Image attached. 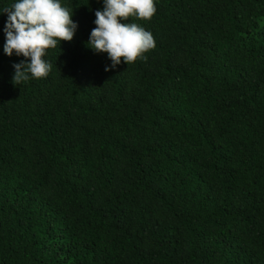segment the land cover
I'll return each mask as SVG.
<instances>
[{"label":"trees","instance_id":"trees-1","mask_svg":"<svg viewBox=\"0 0 264 264\" xmlns=\"http://www.w3.org/2000/svg\"><path fill=\"white\" fill-rule=\"evenodd\" d=\"M59 2L74 38L19 85L0 13V264H264V0H154L110 71L103 0Z\"/></svg>","mask_w":264,"mask_h":264},{"label":"clouds","instance_id":"clouds-1","mask_svg":"<svg viewBox=\"0 0 264 264\" xmlns=\"http://www.w3.org/2000/svg\"><path fill=\"white\" fill-rule=\"evenodd\" d=\"M156 11L154 0H103V9L95 12L97 27L92 29L87 47L108 55L111 65L105 71L122 62L132 64L138 58L146 62L144 53L156 47L152 34L135 23H121V19L137 17L150 21ZM0 13L7 14L4 53L25 58L13 64V84L48 77L52 65L43 57L58 42L73 40L78 28L73 12L70 15L59 0H16Z\"/></svg>","mask_w":264,"mask_h":264}]
</instances>
